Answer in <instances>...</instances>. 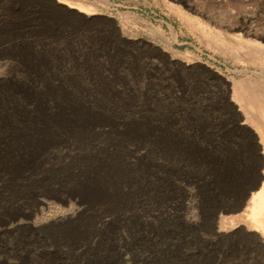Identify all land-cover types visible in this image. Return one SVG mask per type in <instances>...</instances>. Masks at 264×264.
Instances as JSON below:
<instances>
[{"label":"rangeland","instance_id":"obj_1","mask_svg":"<svg viewBox=\"0 0 264 264\" xmlns=\"http://www.w3.org/2000/svg\"><path fill=\"white\" fill-rule=\"evenodd\" d=\"M262 96L264 0H0V264H264Z\"/></svg>","mask_w":264,"mask_h":264},{"label":"bare ground","instance_id":"obj_2","mask_svg":"<svg viewBox=\"0 0 264 264\" xmlns=\"http://www.w3.org/2000/svg\"><path fill=\"white\" fill-rule=\"evenodd\" d=\"M236 92L235 91L233 92V98L238 101V103L241 105L242 108H244L242 102L237 98ZM248 119L251 120L250 117H248ZM260 139L264 142L263 134H260ZM248 206L250 208L243 214L230 216V217L221 216L220 229L230 230L233 227H235L239 222L243 221L244 223L248 224V227L251 230L262 234V236L264 237V217H263L264 216V183L262 184L261 189L258 193L252 194L248 202Z\"/></svg>","mask_w":264,"mask_h":264},{"label":"flooded vegetation","instance_id":"obj_3","mask_svg":"<svg viewBox=\"0 0 264 264\" xmlns=\"http://www.w3.org/2000/svg\"><path fill=\"white\" fill-rule=\"evenodd\" d=\"M70 262H72V261H70ZM30 264H40V262L37 259H32Z\"/></svg>","mask_w":264,"mask_h":264}]
</instances>
